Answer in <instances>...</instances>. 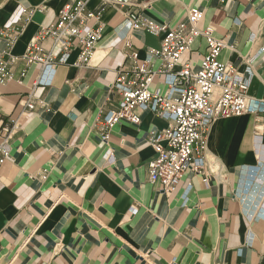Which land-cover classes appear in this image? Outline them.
Wrapping results in <instances>:
<instances>
[{
  "label": "crops",
  "instance_id": "1",
  "mask_svg": "<svg viewBox=\"0 0 264 264\" xmlns=\"http://www.w3.org/2000/svg\"><path fill=\"white\" fill-rule=\"evenodd\" d=\"M71 1L0 0V30L23 26L12 79L0 83V264H264V113L216 120L204 154L216 166L187 170L164 193L149 182L150 136L170 121L137 109L140 123L114 126L108 144L97 128L100 113L121 103L111 91L118 70L144 62L162 37L132 30L122 10L108 8L86 66L75 65L80 46L61 64V46L42 41L35 56L56 69L46 73L26 58L29 47ZM99 6L91 0L87 9ZM192 9L204 14L199 29L224 41L221 61L242 79L252 74L248 94L264 102V0H133L143 18L171 27ZM5 48L0 39V55ZM205 49L197 39L180 65L199 71ZM160 68L154 57L150 70ZM150 90L170 92L164 74Z\"/></svg>",
  "mask_w": 264,
  "mask_h": 264
},
{
  "label": "built area",
  "instance_id": "2",
  "mask_svg": "<svg viewBox=\"0 0 264 264\" xmlns=\"http://www.w3.org/2000/svg\"><path fill=\"white\" fill-rule=\"evenodd\" d=\"M90 1L68 2L61 10L58 22L49 28H42L37 34L26 58L29 62H42L46 66L45 72L53 75L56 69L53 68L50 58L38 59L35 56L42 41L52 38L64 52L60 59L61 64L65 63L69 48L75 44L81 47V54L75 65L86 66L103 36L100 20L108 8L122 10L132 30L161 36V47L158 50H149L144 62L130 69L118 70L111 91L122 97L121 103L115 111L100 113L97 128L102 141L108 144L114 126L122 122L133 125L140 123L137 109L152 112L170 121L167 129L151 133L150 144L154 149L155 159L148 167L149 182L160 185L164 193L172 194L179 187L187 170L200 174L206 168L216 166L204 155L211 125L218 119L264 113V102L248 94L252 74L248 79H242L234 66L221 61L220 55L226 46L224 41L217 39L210 28L199 29L198 26L204 18L203 12L192 9L185 22L171 27L166 23L159 24L143 18L133 10V0H100L98 10L93 12L87 9ZM29 20L30 18L22 19V23L27 24ZM92 20L96 22L91 27L89 22ZM22 31L23 26L0 30V39L6 43V48L0 55L2 84L12 79L11 68L16 59L11 51ZM200 38L205 40L206 49L200 70L194 72L189 64H180L183 55ZM128 57L137 60L138 54ZM154 57L161 62L158 72L150 70ZM156 74H164L171 87L166 95L150 90ZM51 82L52 80L45 81L40 78L38 85ZM26 106L29 110L36 107L32 96L28 98ZM0 149L5 152L3 148ZM110 156L111 152L107 154L108 158ZM132 212L135 210L132 209Z\"/></svg>",
  "mask_w": 264,
  "mask_h": 264
}]
</instances>
